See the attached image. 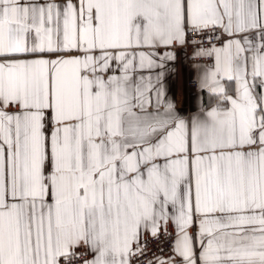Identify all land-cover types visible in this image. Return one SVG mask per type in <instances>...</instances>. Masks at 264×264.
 I'll use <instances>...</instances> for the list:
<instances>
[{
    "label": "snow or ice",
    "instance_id": "obj_1",
    "mask_svg": "<svg viewBox=\"0 0 264 264\" xmlns=\"http://www.w3.org/2000/svg\"><path fill=\"white\" fill-rule=\"evenodd\" d=\"M0 264H264V0H0Z\"/></svg>",
    "mask_w": 264,
    "mask_h": 264
},
{
    "label": "crops",
    "instance_id": "obj_2",
    "mask_svg": "<svg viewBox=\"0 0 264 264\" xmlns=\"http://www.w3.org/2000/svg\"><path fill=\"white\" fill-rule=\"evenodd\" d=\"M199 75L193 71L191 63L186 67L182 58L175 61L174 71L168 77V95L175 101L178 110L194 114L207 103L209 99L207 89L202 90L199 87L195 96L190 95L188 83L195 81Z\"/></svg>",
    "mask_w": 264,
    "mask_h": 264
},
{
    "label": "built area",
    "instance_id": "obj_3",
    "mask_svg": "<svg viewBox=\"0 0 264 264\" xmlns=\"http://www.w3.org/2000/svg\"><path fill=\"white\" fill-rule=\"evenodd\" d=\"M188 63H191V61H189ZM188 87L190 89V95L191 96H195L199 90V86L197 83H195L194 81H190L188 83Z\"/></svg>",
    "mask_w": 264,
    "mask_h": 264
}]
</instances>
